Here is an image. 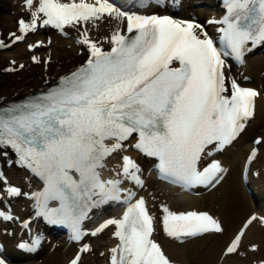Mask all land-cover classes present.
<instances>
[{
  "label": "snow or ice",
  "instance_id": "snow-or-ice-1",
  "mask_svg": "<svg viewBox=\"0 0 264 264\" xmlns=\"http://www.w3.org/2000/svg\"><path fill=\"white\" fill-rule=\"evenodd\" d=\"M34 2L26 0L30 22L18 21L21 35L10 33V39L15 37L12 44L38 26L61 33L66 27H78L83 29L78 43L87 46L90 57L46 94L0 109V149L11 148L20 163L43 181V191L34 196L39 214L50 223L66 224L76 241L87 234L81 225L92 208L109 202L126 205L122 218L108 219L90 233L96 236L115 226L119 243L110 250L109 264H171L152 239L153 217L144 198L132 203L135 193L127 191L121 200L123 180L143 186L138 165L123 156L118 178L103 179L102 172L107 159L122 151L123 142L135 133L133 147L158 158L161 175L172 183L208 187L222 179L219 162L201 170L202 157L232 144L254 116L260 95L225 76L223 57L242 61L249 44H264V0H224L227 15L220 47L198 23L129 13L110 0H38L33 9ZM111 21H116L106 37L111 49L104 51L88 38L86 26ZM5 47L11 44L0 40V49ZM33 62L39 61L33 57ZM7 191L19 194L14 187ZM50 201H58L59 208H49ZM162 211L164 233L180 243L223 231L207 213H174L167 207ZM242 235L227 253L237 250ZM79 260L77 256L72 264ZM0 264L5 262L0 259Z\"/></svg>",
  "mask_w": 264,
  "mask_h": 264
},
{
  "label": "bare ground",
  "instance_id": "bare-ground-1",
  "mask_svg": "<svg viewBox=\"0 0 264 264\" xmlns=\"http://www.w3.org/2000/svg\"><path fill=\"white\" fill-rule=\"evenodd\" d=\"M4 1L6 2L5 6L2 5V9H0V40H3L5 45H9L11 44L12 39H15V37H12L11 39L9 38L10 33L15 32L17 35H20L18 31V21L24 19L26 22H30V10L27 8L26 11L12 16V18H8L4 15L5 9L12 6L14 0ZM21 1L26 4V0ZM120 1L121 5L118 4L117 6L121 7L124 11H126V7H128L127 12L129 13H135L138 15H156L159 12H163V14L158 16H169L177 20H189L198 23L203 26L204 30L214 41H217L220 38V29L224 27L222 20L224 16L227 15V10L222 7L221 2L216 1L217 3H212L215 0H142L144 4L146 3L144 9L139 7V0H132L131 3L129 0ZM62 2L66 3L69 2V0H62ZM86 2L94 3V0H86ZM37 5L38 0L34 2L33 9H35ZM216 10H218V14L215 15L214 12ZM18 11L19 10H17V12ZM97 23L99 26L95 28L92 27L91 23L86 26L88 38L96 42L104 51H110L111 44L106 37H110L116 21H111L110 23ZM121 27L123 28L124 26ZM52 29L53 28L51 27L38 26L35 32H29L23 40H19L25 42L29 38H33L32 41L36 43L33 46L29 45L27 48L23 49V45L17 44L13 46L11 44V47L0 49V51L6 49V51H9L10 53L14 51L11 56H8V53L5 54V52H0V104L9 102L10 100H19L27 95H32L41 89L53 86L62 77L67 76L80 66L84 65L89 59L90 53L87 46L78 43V41L82 39V28L66 27L62 35L65 37V35L71 33V35H68L69 40H66L67 42H62L57 36L49 38ZM56 32L61 33L58 30H56ZM197 32L199 33V30H197ZM41 38L47 39V42L43 41L42 43H39ZM38 44L40 45L39 47H37ZM73 44L75 45L74 48L72 47ZM259 46H264V44H259ZM38 52H44L45 54H38L40 56L35 57V53ZM247 52L245 55L250 56ZM9 57H13L16 61L11 59L13 64H9ZM33 57L39 62L32 64L31 59ZM27 58H29V60ZM248 61L250 62L245 66L244 75L238 73L237 78L243 87L254 88V90L257 89V92L260 93L259 87L263 86L264 88V49L260 52H257V50L254 51ZM20 65H23V67L21 68ZM8 68L14 69L11 75L8 74L10 72L6 71ZM235 78L236 74L232 79ZM246 80H248L249 83ZM226 84H228L227 80ZM255 101L254 116L246 122L245 128L239 136L231 145L226 146L222 151L213 152V156H216V158H214V161L210 162L208 166L213 162H219L224 170L229 169L227 177L215 190H213V192H210L198 200L197 198H191V196L183 194L182 189L171 188L157 182L155 179L152 180L155 186L154 190L155 192H159L160 199V210L157 215L158 218L155 219L153 212H151L153 215V226L157 223L158 227H155V230L157 229L159 237L163 241L162 244L167 255L166 257L170 260L171 264H178L179 262L185 264H264V213L262 211V209H264V177L262 176V179H260L259 182L251 183V174L253 172H258L257 164L264 159L263 95L260 93ZM250 137H256V141H260V143L253 141L254 149L252 151H255L254 158L252 157V151L248 150L249 148L246 144V141ZM123 143L124 149L109 157L106 161L107 163L111 158L112 160L116 159L118 154H120L118 157L123 154L133 160L134 156L131 155V151L135 148L133 145L136 143V136L132 135ZM213 147L214 146H210V148ZM208 157L209 155L205 154L202 157L201 162H205V159ZM133 161H136L135 163L140 169L138 173L140 179L143 183L147 181L146 187H151L152 181L149 179V176L153 178L157 177L155 171L157 161H154L151 157L141 153L138 155L137 160L134 159ZM9 166L15 167L14 159L10 156L7 149H0V172H2L3 177H6V174L3 173L6 172L5 168H8ZM150 169H153L154 172L150 171ZM120 170L121 167H118L117 164L113 163V169L107 170L108 173L106 176H108V178L106 179L118 178L117 173ZM9 171L13 172V168L9 169ZM103 173H106V170H103L102 174ZM7 174H9V172H7ZM243 174L247 175L249 182L251 183L248 188L254 191L256 196L254 200L249 197L245 188L242 186L241 177ZM6 178L7 180H9V178L13 179L11 175ZM6 187L9 188V185H6ZM12 187L17 188L19 194L10 195L7 193L0 197V203L4 202L3 205L7 207L4 215L11 217L9 220L17 226L16 231L18 233L23 232V235L29 233L27 228L34 226L37 223L36 221L42 220L46 223L44 227L46 226L47 228L48 225V228L50 227L52 232H54L53 235H55L58 232V229L46 220L43 215H40V211H37L38 207L34 196L36 193L43 191V185L39 182V178L37 179V184H34V188L30 187L26 191H24L25 186ZM120 188L121 200H124V193L127 191L135 192L137 185L133 181L125 179L120 185ZM255 188L258 192L255 191ZM140 197L144 198L143 196ZM224 198L226 199L225 202H223ZM26 200L31 201L32 204L30 208L26 209V213L18 225L16 222L18 220L17 218L20 217L19 213L14 212L12 206L8 205H11V202L14 201L25 203ZM115 203L116 202H109L98 208H92L88 212V218L82 222V226L85 225L89 219L101 212L104 207ZM150 203L151 202L148 200L147 205L149 206ZM206 203L209 205L205 206ZM163 207H167L169 211L174 213H181L190 209H196L197 211H204L205 209L206 211H211L215 216L222 218L224 221V233L222 235L219 233H208L204 236L189 240L191 241L189 243H180L166 236L163 231ZM121 210V215H118L116 212H113L112 215H118L119 217L117 219L122 218L126 206ZM253 217L256 219L253 220L251 224H248V221ZM25 221H31L27 228H23L22 226V223ZM105 221H102L99 225H96V227H99ZM246 225L247 227H245ZM114 228L115 226L113 225L99 233V236L96 237L97 239L95 238L96 240L93 244H101V238L99 237L104 236L108 230H111L110 234L111 232L114 233ZM241 232H243V235L241 236V241L237 250L231 254L227 253V248L231 246L237 235H240ZM68 233L70 234V232L65 234ZM9 236L11 235L4 236V240L2 242L0 241V244H5V254H8V256L13 259L14 256L11 253L10 248L12 247L14 239L9 238ZM110 239L109 244L103 248L105 253L102 256V259L105 264H109L111 255L110 250L115 248L119 243L118 239L112 237V235ZM37 240L39 243L34 245L33 242ZM31 243L33 247H41L40 250L42 249V251L39 252L37 249L34 252V255H23L22 258H25L24 261L26 263L31 262L30 264H35V257L41 258L42 254V261L36 264H66L64 263L66 260L65 257L70 254L71 251H73L74 254L77 252V250L74 251V249H67L65 252L61 251L64 253L60 254V250L57 249L59 246L54 244V246H52L55 248L53 252L51 253L52 247H49L48 249L51 248L50 251L48 250V252L45 253L44 248L46 246L41 244V239L37 235L32 239ZM76 248L78 249V247ZM67 264H72V262L69 261Z\"/></svg>",
  "mask_w": 264,
  "mask_h": 264
},
{
  "label": "rangeland",
  "instance_id": "rangeland-1",
  "mask_svg": "<svg viewBox=\"0 0 264 264\" xmlns=\"http://www.w3.org/2000/svg\"><path fill=\"white\" fill-rule=\"evenodd\" d=\"M140 2H143L142 0H139ZM5 1L4 0H0V9H2V5H4L5 6ZM17 12V10H16V7H13V6H10V7H7L6 9H5V13H4V15L6 16V17H8V18H12V16L15 14ZM190 12V11H189ZM70 33V32H69ZM62 35V34H61ZM68 35H71V33L70 34H67V35H65V39L63 38V37H60L56 32H54V33H52L50 36L52 37V38H54V37H58L62 42H67L66 40H69V37H68ZM63 38V39H62ZM33 39V38H32ZM32 39H30V40H26L25 42H22L21 43V45H23V49L24 48H27L29 45H31V46H33V45H35L36 43L35 42H33L32 41ZM43 41H46V39L45 40H42V39H40L39 40V43H42ZM70 41H72V40H70ZM47 42V41H46ZM74 44L72 45V47L74 48ZM0 52H5V54L6 53H8V56H11L12 55V53H14V51H12V53H10L9 51H6V50H4V51H0ZM38 54H45L44 52H38V53H35V57H39L40 55H38ZM62 54H64V53H62ZM11 59H14L13 57H9V64H13V61H16V59H14L13 61L11 60ZM28 60H29V58H27ZM22 62H25V61H22ZM31 63L33 64L34 62H33V58L31 59ZM248 64V60L246 61V64L244 65V67L241 69V68H239V71H244L245 70V66ZM9 75H11L12 74V72H10V73H8ZM251 139V138H250ZM117 160V159H116ZM116 160H113V161H111L112 163H114V164H117V161ZM259 166H262V167H264V159L262 160V161H260V163L258 164ZM17 173V172H16ZM15 174V173H14ZM13 179H14V181H16V182H18V180H20L21 182H23V181H25L26 180V178L23 176V175H21L20 177H17V176H14L13 177ZM3 190H2V188L0 187V192H2ZM138 192H142L143 193V195H146L149 199H152L153 200V202H151V203H153V206H156L155 204H154V201H155V197L156 196H151V195H149L148 194V190L145 192H143V191H138ZM12 205H13V207L15 206V208H16V210L18 211V210H20V211H23V210H25V208H26V206H28V205H30V202L29 201H26V203H11ZM117 211H115L117 214H119V209H116ZM107 212H111V213H107ZM107 212H105V214H103L101 217H103V218H100L99 219V221H103V219H109V218H111V217H117L118 215H112L113 213L112 212H114V209H112V211H107ZM13 224L12 223H9V224H7V225H3L2 223H0V232H2V231H5L7 228H10L11 229V232H13ZM92 229V228H91ZM87 231H90V230H87ZM16 235V234H15ZM108 236H109V233H105V235L104 236H100L99 238H101V240H100V242H101V244H93L94 243V241L97 239H88L87 240V244H88V247H89V251H87V252H84L83 251V253L79 256L80 257V260H79V264H105L104 263V261H103V259H102V256L104 255V247L106 246V245H108L109 244V241H110V238H108ZM154 237H156L157 239H159L158 238V235L157 234H154ZM73 250V249H72ZM94 250V251H93ZM60 254H63L61 251L59 252ZM65 261H64V263H68L69 261H73L74 260V254H73V251H71V253L70 254H68L66 257H65ZM35 260V264L36 263H40L41 261H42V257L40 258V259H38V258H35L34 259ZM41 260V261H40ZM31 263V262H30Z\"/></svg>",
  "mask_w": 264,
  "mask_h": 264
}]
</instances>
